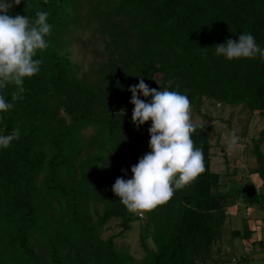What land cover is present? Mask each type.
<instances>
[{"label": "trees", "instance_id": "obj_1", "mask_svg": "<svg viewBox=\"0 0 264 264\" xmlns=\"http://www.w3.org/2000/svg\"><path fill=\"white\" fill-rule=\"evenodd\" d=\"M13 8L9 15L30 20L36 11L48 12L52 30L45 37L48 48L34 57L43 61L39 73L25 80L23 98L0 114V135L17 125L21 130L18 140L0 149V264H43L34 242L50 264H135L115 243L139 217L105 188L103 164L114 163L111 178L123 162L121 154L133 155L128 163L136 165L151 151V121L137 127L132 118L122 121L97 106L124 99L123 107L133 112L129 88L142 77L150 89L186 94L191 107L206 98L223 106L246 104L264 116V62L259 57L228 61L214 49L245 32L264 48V0H21ZM83 28L105 36L106 48L123 65L102 78L104 86L76 79L68 53H62ZM12 90H3L9 102ZM88 128L93 134L85 140ZM206 131L198 126L192 135L203 149L204 173L147 213L155 227V250L142 264H233L222 256L213 260L232 195L221 191L220 175L210 169ZM263 143L264 129L251 148L264 185ZM257 196L264 204V194L242 193L248 206ZM111 219L120 220L119 229L103 240L98 229ZM231 234L240 237L239 231Z\"/></svg>", "mask_w": 264, "mask_h": 264}, {"label": "clouds", "instance_id": "obj_2", "mask_svg": "<svg viewBox=\"0 0 264 264\" xmlns=\"http://www.w3.org/2000/svg\"><path fill=\"white\" fill-rule=\"evenodd\" d=\"M21 0H0V114L7 113L25 93L24 82L40 71L43 61L34 59L38 51L48 48L47 37L52 30L49 13L36 11L35 18L9 15V10ZM215 54L226 60L255 59L264 62V48L257 45L250 33H242L238 41L228 39L214 46ZM169 86L172 80L167 82ZM11 87L9 102L3 90ZM179 86H177L178 88ZM130 103L134 105L132 122L137 127L151 121L150 152L131 168L132 178H117L112 191L129 212L144 215L172 200L177 190L191 185L205 171L203 149L192 139L198 126L192 119L189 97L178 90L150 89L141 77L129 88ZM151 97L150 102L139 98ZM119 114H124L121 110ZM3 117L0 116V120ZM21 136L17 125L10 134L0 135V149H7ZM227 149L238 147L235 130L228 133Z\"/></svg>", "mask_w": 264, "mask_h": 264}, {"label": "rangeland", "instance_id": "obj_3", "mask_svg": "<svg viewBox=\"0 0 264 264\" xmlns=\"http://www.w3.org/2000/svg\"><path fill=\"white\" fill-rule=\"evenodd\" d=\"M11 8L10 11H13ZM107 38L101 35L98 31H92L89 28H83L77 31L72 37L70 42L62 50V53H68V57L73 63L75 68L74 77L76 79H82L85 82L94 86H104L102 78H111L113 71L122 69L123 65L117 58H113L110 51L106 48ZM124 99L109 103H103L97 106L98 110L106 111L110 110V113L116 116L120 120H127L132 118V111L125 109ZM192 108V119L194 123H202L207 131L206 136L211 146L210 149V169L212 172L220 175L221 191L229 192L232 196L226 200L224 206V222L221 230L222 239L216 241L213 249V260L217 257V247L229 241L232 236L231 232V218L229 216V208L231 206H243L244 198L242 191L245 184L252 182L256 187L257 181H261L258 176L254 174L250 179H245L241 176L240 169H244L248 174L252 170L251 158H254L252 148V140L258 135V131L264 128V116H260L257 111H252L246 104H239L235 107L226 105H220L214 101L206 98H201L196 101L195 107ZM198 109V112L196 111ZM121 110H124V114H119ZM235 130L239 136L238 147L235 150L229 151L227 149V135ZM93 134V129L88 128L84 131L83 137L85 140H89ZM223 150V152H221ZM95 149H92L88 154H92ZM120 158L123 159L120 167H117L114 178L109 173L110 165L113 166V162H106L105 177L107 183L105 188H112L117 178H123L125 180L132 178L131 168L132 165L128 163L129 160L135 157L131 154H121ZM240 161L236 163L234 161ZM237 165V166H236ZM244 173V174H245ZM245 174V175H246ZM247 176V175H246ZM257 182V183H256ZM257 195L260 194L258 187H256ZM262 194V193H261ZM255 204H262V197L257 196ZM91 208L93 206L91 205ZM99 210V208H97ZM92 210V209H91ZM138 215V220L131 223L130 230L123 233L121 238L116 240L115 247L118 249L128 250L135 258V264H142L144 257L147 253L155 250V245L152 242V237L155 232L153 221H150L147 214L143 216ZM159 213L156 216L157 223H160ZM243 222V219H241ZM119 219H111L106 225L98 229V235L101 239L106 240L112 234L116 233L119 229ZM240 222V221H239ZM144 235V241L142 242L140 237ZM219 243V244H218ZM36 251L43 259V264H50L46 259V254L42 247L38 243L34 242ZM225 255H229L227 252ZM224 255V257H225ZM74 264V263H73ZM211 264H216L211 262Z\"/></svg>", "mask_w": 264, "mask_h": 264}, {"label": "crops", "instance_id": "obj_4", "mask_svg": "<svg viewBox=\"0 0 264 264\" xmlns=\"http://www.w3.org/2000/svg\"><path fill=\"white\" fill-rule=\"evenodd\" d=\"M260 148L264 155V143L261 144ZM221 152H223V150ZM234 162L240 163V161L237 160ZM251 162L252 170L250 173L246 174L244 169L239 170L241 176L245 177L247 180L250 179L249 176L251 177L252 175L254 176V174H256V163L254 158H251ZM253 176L251 177L252 180L255 179ZM257 182L256 187H258L260 194L262 193L263 195L264 185L260 181ZM248 183L249 184L245 185L244 188L246 186H252L254 187L256 193V187L251 181ZM240 192L243 193L241 190ZM229 209L231 210L229 211V216L232 219L231 230L239 231L240 237L231 236L229 241H226V243H223V245L220 243V245L217 247V256H222L221 259L227 262H230L232 259L236 258L239 261L238 264H264V204H252L248 206L246 203H244L243 206L235 205L231 206ZM241 219H243V222ZM243 235H245V238L241 237ZM222 237H220V240ZM226 252L229 255H225L224 253Z\"/></svg>", "mask_w": 264, "mask_h": 264}, {"label": "water", "instance_id": "obj_5", "mask_svg": "<svg viewBox=\"0 0 264 264\" xmlns=\"http://www.w3.org/2000/svg\"><path fill=\"white\" fill-rule=\"evenodd\" d=\"M243 194L246 195L247 198H252L255 194V189L252 186H246L242 190Z\"/></svg>", "mask_w": 264, "mask_h": 264}, {"label": "built area", "instance_id": "obj_6", "mask_svg": "<svg viewBox=\"0 0 264 264\" xmlns=\"http://www.w3.org/2000/svg\"><path fill=\"white\" fill-rule=\"evenodd\" d=\"M231 262H232L233 264H236V263L238 262V259L234 258V259L231 260Z\"/></svg>", "mask_w": 264, "mask_h": 264}]
</instances>
